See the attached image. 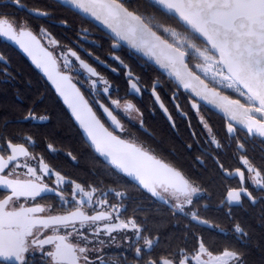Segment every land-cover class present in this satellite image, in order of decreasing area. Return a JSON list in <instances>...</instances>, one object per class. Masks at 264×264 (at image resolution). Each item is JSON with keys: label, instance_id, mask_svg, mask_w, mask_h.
Wrapping results in <instances>:
<instances>
[{"label": "snow or ice", "instance_id": "1", "mask_svg": "<svg viewBox=\"0 0 264 264\" xmlns=\"http://www.w3.org/2000/svg\"><path fill=\"white\" fill-rule=\"evenodd\" d=\"M13 2L23 7L21 0ZM61 2L90 15L110 29L116 41L113 47H117L120 41L126 42L153 58L184 89L191 90L195 96L222 111L228 120L227 132L230 135L237 131L234 125L238 124L247 130L249 136L264 138V0H150L148 6L155 11L147 16L130 9L125 0ZM30 11L38 16L49 14L41 9ZM165 20L176 21V26L164 23ZM0 35L19 44L32 57L36 66L43 70L100 156L120 172L132 177L151 196L165 202L175 201L173 207L176 210L184 212L186 206L193 205V197L201 189L180 170L158 159L142 146L109 131L93 112L80 89L72 83L71 76L59 70L53 53L40 44L31 30L0 16ZM50 43L55 45L58 42L52 39ZM69 51L90 76H99L75 51ZM0 59L3 57L0 56ZM70 63L65 57L64 67L67 68ZM129 77L130 88L139 93L141 89L131 79V73ZM100 80L105 84L104 91L107 92L108 82L102 77ZM96 83V80L92 81L93 86ZM216 85L232 89L244 100L224 94ZM153 88L155 89V85ZM156 98L159 100L158 96ZM111 103L116 108L121 107L118 99ZM101 107L112 124L123 130V125L113 111L104 105ZM123 107L125 112L138 111L131 102H126ZM161 107L163 108V104ZM192 108L199 113L196 102L192 103ZM28 118L37 117L30 112L25 117ZM46 118L39 117L42 120ZM200 120L212 136L211 142L219 148L221 145L212 135L211 127L202 116ZM31 139L27 138L29 142ZM48 148L55 151L51 144ZM238 148L243 149L244 145L238 144ZM21 157L26 158L23 165L19 163ZM72 158L75 160L74 156ZM27 159L36 157L24 143L7 140L6 145H0V189L7 192L0 198V261L5 264H27L26 253L32 249H40L50 258L51 264H96V261L99 264H129L127 257L113 258L109 262L99 255L102 248L97 244L103 246L105 241L98 240L94 244L88 234L89 229L92 237H98L104 232L113 241L114 232H133L136 240L129 244V248L134 247L131 264H192V261L195 264H244L242 253L225 249L214 255L202 239H199L198 247L191 255L181 248L154 256L153 251L159 246L158 237L143 235L144 230L134 218L120 219V205H110L106 198L96 201L104 210L90 215L84 210V205L86 202L88 205L92 204L97 189L92 186L85 189L74 181L73 199L78 206L66 214L41 215L49 211L51 206L46 208L39 203L32 206L19 203L17 206L22 197L26 201H36L42 193L56 191L43 182V176L38 174L36 168L27 164ZM241 162L244 170L237 168L234 172H229L224 169L226 175L237 176L240 182L239 188L227 191L225 202L240 203L243 195L255 204L258 197L245 185L251 183L264 191V169L258 168L243 155ZM39 163V171L44 176L55 175L57 186L65 183V177L44 163L43 159ZM20 167L27 169V179L20 178L17 173ZM220 167L223 168V165ZM77 194L80 199H76ZM57 195L64 199L63 193L57 192ZM115 195L123 197L125 193L116 192ZM113 212L117 213L118 222L109 223L113 219ZM190 215L199 223H208L195 210H190ZM101 221L105 222L102 227L98 226ZM61 228L65 229L64 234H60ZM69 228L72 231H68ZM46 230H51L52 234H46ZM235 231L244 233L239 224L235 225ZM73 233L75 240L70 239ZM45 245H50V250L45 252ZM93 255L95 259L92 258ZM205 256L208 257L207 260L204 259Z\"/></svg>", "mask_w": 264, "mask_h": 264}, {"label": "flooded vegetation", "instance_id": "2", "mask_svg": "<svg viewBox=\"0 0 264 264\" xmlns=\"http://www.w3.org/2000/svg\"><path fill=\"white\" fill-rule=\"evenodd\" d=\"M125 3L130 9L137 10L146 16L155 11L153 7L148 6L150 2L146 0H125ZM21 4L23 7L17 6L13 0H0V16L7 17L16 25L27 27L41 40L43 45L55 56L60 70L71 75L98 116L110 130L121 138L142 146L158 159L180 170L201 191L193 197V205L186 206L185 211L180 212L173 207L175 201L169 200L163 203L132 182L147 193L150 198L167 205L174 212L187 213L186 215L191 219L190 210H195L201 218L209 222L208 227L211 226V222L207 219L209 217L213 219L212 225L216 231L225 230L231 237L245 238L243 234L246 235L247 217L253 213L250 210L251 205L264 201V191L255 188L251 183H247L245 186L252 191L254 196L258 197L257 203H251L243 195L240 203H226L227 191L232 188H239L240 182L237 176H227L224 169L229 172H234L237 168L244 170L241 156H246L250 160V154L253 152L262 155L264 138L249 136L247 130L238 124L234 125L237 131L230 135L227 132L228 120L225 116L216 112L194 93L184 89L163 71L123 43L119 42L117 47H113L116 41L111 35L74 10L55 0H21ZM27 9H41L49 14L47 16H34ZM65 21L66 23H64ZM163 22L168 24V20ZM47 24L50 26L49 29L46 27ZM56 27L60 29L57 31ZM41 29L45 31L42 32ZM57 34L66 35L71 39V42L62 46L58 41ZM52 39L58 43L51 44L50 40ZM69 50L75 51L81 60L96 70L99 76H90L80 66V61L71 56ZM18 53L25 58L13 45L0 36V56L3 57L0 59V65L10 66L11 57L19 56ZM65 57L71 61L67 68L64 67ZM26 60L28 61V59ZM129 73H131V79L140 87L139 93L130 88ZM100 77L108 82L107 92L104 91L105 84L100 80ZM93 80L97 81L95 86L92 84ZM154 85L155 89L153 88ZM216 86L224 94L244 100L232 89ZM157 96L159 100H157ZM117 99L120 100V108H116L111 103L112 100ZM126 102L134 104L138 111L125 112L123 106ZM193 102L199 105V113L192 108ZM101 104L113 111L123 125V130L113 126L104 114ZM161 104H163V108ZM201 116L211 127L212 135L219 141L221 145L219 148L211 142L212 136L201 123ZM241 143L244 145L243 149L238 148V144ZM185 150L191 155V158L197 159V161L192 162L191 167L197 174L208 175L207 178L198 179V181L193 180L181 170L177 158L180 159L179 154ZM218 155L223 158L224 162L219 160ZM221 164L223 168L220 167ZM256 166L259 168L258 165ZM205 169H208V172H205ZM245 174L248 175L247 172ZM52 181L51 179L49 181L43 180L48 185H51ZM96 201H92L91 205L85 203L84 210L89 214L104 210ZM19 203H24L26 206L39 203L46 208L49 207L39 199L26 201L21 198L17 202V206ZM57 213L64 212H52L49 209L41 215ZM116 216L117 213L113 212V219H116ZM220 217L225 218L223 226L217 222ZM237 224L241 226L244 233L235 231ZM46 234L51 235L52 232L46 230ZM60 234H64V231L60 230ZM112 235L115 237L114 241L103 246L97 245L102 248L99 255L104 256L109 262L113 258L127 257L129 264H131L134 257V247L129 248V244H133L136 240L133 232L125 230L114 232ZM50 248V245H45L44 251L46 252ZM36 254H40L46 263L50 261V258L45 256L40 249H32L26 253V260L29 256ZM92 258L95 259V256L93 255ZM96 264H99V261H96Z\"/></svg>", "mask_w": 264, "mask_h": 264}, {"label": "trees", "instance_id": "3", "mask_svg": "<svg viewBox=\"0 0 264 264\" xmlns=\"http://www.w3.org/2000/svg\"><path fill=\"white\" fill-rule=\"evenodd\" d=\"M168 23L176 25L174 20H168ZM46 27L50 28L48 24ZM57 38L62 46L71 42L64 34H57ZM30 112L37 118L25 119ZM39 117L47 118L42 120ZM28 137L32 138L31 142L27 140ZM7 140L24 143L28 147L36 159H27L26 162L36 168L39 175L42 174L39 161L43 159L44 163L67 179L64 184L57 186L52 175L43 176L53 180L51 185L61 190L64 196L63 200L59 195L37 197L51 206L52 212H65L78 206L73 199L74 181L85 189L89 186L97 189L94 202L106 198L110 205H120V219L134 218L144 230L143 235L158 237L159 246L154 249V256L181 248L191 255L198 247L199 239H202L213 254L225 249L235 250L242 253L244 264H264V201L251 205L253 213L247 217L246 235L243 234L245 238L238 239L236 236L231 237L225 230L216 231L212 218H207L211 226L203 227L192 222L188 215L174 212L167 205L150 198L91 149L50 84L20 54L11 57L10 66L0 65V145H6ZM49 144L53 145L55 151L48 148ZM179 156L177 160L181 170L193 180L208 177L206 174H197L191 167L197 159L191 158L186 150ZM218 158L224 162L220 155ZM25 159H19V163L23 165ZM250 160L264 169V152L262 155L253 152ZM26 172L25 167L17 169L19 174L25 175ZM116 192H123L125 196L117 197ZM5 194L0 189V198ZM224 220L220 217L217 222L223 226ZM26 261L27 264H47L40 254L29 256ZM192 264L195 262L192 261Z\"/></svg>", "mask_w": 264, "mask_h": 264}, {"label": "water", "instance_id": "4", "mask_svg": "<svg viewBox=\"0 0 264 264\" xmlns=\"http://www.w3.org/2000/svg\"><path fill=\"white\" fill-rule=\"evenodd\" d=\"M56 2H58V3H60V4H62L63 6H66V7H68V8H70V9H72V10H74L75 12H77V13H79L80 15H82L83 17H85V18H87L88 20H90V21H92L93 23H95L96 25H98L100 28H102L104 31H106L109 35H111L114 39H115V37H114V34L111 32V30L110 29H108L105 25H103L100 21H97L95 18H93V17H91L90 15H88V14H85V13H82L81 11H79L78 9H75V8H72L70 5H67V4H63L62 2H61V0H55ZM150 1V0H149ZM31 9H27V11L29 12V13H31L32 15H34V16H38V15H36L34 12H32V11H30ZM33 33V32H32ZM34 34V33H33ZM35 35V34H34ZM5 41H7L8 43H10L11 45H13L26 59H28V61L30 62V64L43 76V78L44 79H46V81L50 84V86L52 87V89L54 90V92L56 93V95L58 96V98L61 100V102L63 103V105L65 106V108L67 109V111H68V113L70 114V116L72 117V119H73V121H74V123L76 124V126L79 128V130L81 131V133H82V135H83V137H84V139H85V141L88 143V145L91 147V149L107 164V165H109L110 167H112L114 170H116L118 173H120V174H122V175H124L125 177H127L129 180H131V181H133L134 183H136L138 186H140L139 184H138V182H136L132 177H129V176H127L126 174H124V173H122V172H120L118 169H116L114 166H112L104 157H102V156H100V154L99 153H97L96 151H95V149H94V147L91 145V141H90V139L87 137V135H86V133L84 132V130H83V128H81L80 127V124H79V122L76 120V118L73 116V114H72V111H71V109L68 107V105L64 102V98L62 97V96H60V94L56 91V87H55V85L48 79V77L45 75V73L43 72V70L42 69H40V68H38L37 66H36V64L33 62V59H32V57L31 56H29L20 46H19V44H17L14 40H12V39H9V38H7V37H5V36H2V35H0ZM36 36V35H35ZM37 37V36H36ZM37 39L40 41V44L45 48V49H47L48 51H50L46 46H44L43 45V43L41 42V40L37 37ZM121 43H123L125 46H127L128 48H130L131 50H133L135 53H137V54H139L140 56H142L143 58H145L147 61H149L150 63H152L154 66H156L157 68H159L161 71H163L166 75H168L172 80H174L175 82H177L176 81V79H175V77L174 76H172L170 73H169V71H167V70H165V69H163V68H161L160 67V65L159 64H157L156 62H155V60L153 59V58H151V57H149V56H147V55H145L143 52H140V51H137L136 49H134V48H132L131 46H129L126 42H123V41H120ZM51 52V51H50ZM58 63V62H57ZM59 70H60V68H59ZM61 72H63V73H65V74H67V75H69V76H71L69 73H67V72H64V71H62V70H60ZM72 78V77H71ZM72 83L73 84H75L76 85V87L78 88V89H80V92L83 94V96H84V98H85V100H87L88 101V99L85 97V95H84V93H83V91L81 90V88L78 86V84L73 80V78H72ZM178 83V82H177ZM179 84V83H178ZM181 86V85H180ZM183 87V86H182ZM188 91H190L191 92V90H188ZM207 105H209L212 109H214L216 112H218V113H220L221 115H223V116H225L224 115V113L222 112V111H220L218 108H216L214 105H212V104H210V103H208L207 101H205V100H203ZM88 104H89V106L92 108V110H93V112H95L96 113V111L94 110V108L92 107V105L90 104V102L88 101ZM101 105H104V104H101ZM105 106V105H104ZM105 107H107V106H105ZM102 110H103V108H102ZM111 110V109H110ZM104 112V111H103ZM105 114V113H104ZM114 114V113H113ZM96 115H97V117L101 120V118L98 116V114L96 113ZM106 115V114H105ZM106 117L110 120V118L106 115ZM110 122H111V120H110ZM101 123H103L104 124V122L101 120ZM112 123V122H111ZM104 126L105 127H107L105 124H104ZM114 127H115V125H113ZM242 127V126H241ZM108 128V127H107ZM243 128V127H242ZM109 129V128H108ZM243 129H245V128H243ZM246 130V129H245ZM109 131H112V130H110L109 129ZM114 134H116V133H114ZM117 135V134H116ZM30 152V151H29ZM24 157H21L20 159H23ZM228 176V175H227ZM22 179H27V178H22ZM50 188H53V189H56V191H49V192H46V193H42L41 194V197H43V196H48V195H57V192H61V190H59L58 188H56V187H54V186H51V185H48ZM141 187V186H140ZM142 188V187H141ZM143 189V188H142ZM1 190H3V191H5L6 192V190H4V189H1ZM145 190V189H144ZM146 191V190H145ZM7 193V192H6ZM23 198V197H22ZM155 198H157V197H155ZM158 200H160L161 202H163V203H166L165 202V200H162V199H160V198H157ZM74 210V209H73ZM72 211V210H71ZM69 212V211H68ZM67 212H64V213H57V214H52V215H63V214H66ZM92 214H95V213H92ZM91 215V214H90ZM192 219V218H191ZM201 219H203V218H201ZM203 220H205V219H203ZM192 221L193 222H195V223H197V224H199V225H201V226H205V227H208L210 224H209V222L207 223V224H205V223H199V222H197L196 220H193L192 219ZM0 262H2V261H0ZM2 263H5V262H2Z\"/></svg>", "mask_w": 264, "mask_h": 264}, {"label": "rangeland", "instance_id": "5", "mask_svg": "<svg viewBox=\"0 0 264 264\" xmlns=\"http://www.w3.org/2000/svg\"><path fill=\"white\" fill-rule=\"evenodd\" d=\"M168 24H170V23H168ZM173 26H176L175 24H172ZM219 86H222V85H219ZM223 87V86H222ZM19 174V173H18ZM42 176H44L43 175V173L41 174ZM51 175V174H50ZM19 176H20V178H28L26 175H22V174H19ZM54 178H52L53 180H54V182H55V184H56V177H55V175H52ZM43 180L44 181H49V179L47 180V179H45L44 177H43ZM67 181V179L65 178V182ZM75 186V185H74ZM74 189V188H73ZM78 199H80V195L79 194H77V196H76ZM87 203V202H86ZM116 222H118L116 219H112L111 221H109V223H116ZM105 222H103V221H101V222H98V226H100V227H102L103 226V224H104ZM61 231L63 230L64 232H65V229H63V228H61L60 229ZM51 231V230H50ZM68 231H72V229L71 228H69L68 229ZM90 231V232H89ZM89 231H88V234H89V236H90V239H93V243L95 244L98 240H104L105 241V244L106 243H111L113 240H111L110 239V237L108 236V235H106L104 232H101L100 233V235L98 236V237H92L91 236V230L89 229ZM127 231V230H126ZM52 232V231H51ZM113 236V235H112ZM70 239H73V240H75L76 239V237H75V233H73V236L72 237H70ZM98 245V244H97ZM90 247L92 246V245H89ZM30 251H32V250H30ZM214 255H217V254H214ZM204 259L205 260H207L208 259V257L207 256H205L204 257ZM47 264H51V262L50 261H48L47 262Z\"/></svg>", "mask_w": 264, "mask_h": 264}]
</instances>
